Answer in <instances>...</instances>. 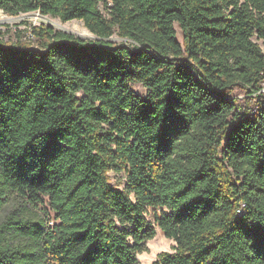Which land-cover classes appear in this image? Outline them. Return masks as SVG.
<instances>
[{"label":"trees","instance_id":"16d2710c","mask_svg":"<svg viewBox=\"0 0 264 264\" xmlns=\"http://www.w3.org/2000/svg\"><path fill=\"white\" fill-rule=\"evenodd\" d=\"M0 8L96 37L0 39V264H139L156 227L175 244L154 264H264V0Z\"/></svg>","mask_w":264,"mask_h":264},{"label":"rangeland","instance_id":"374dc122","mask_svg":"<svg viewBox=\"0 0 264 264\" xmlns=\"http://www.w3.org/2000/svg\"><path fill=\"white\" fill-rule=\"evenodd\" d=\"M51 26L54 29H64L72 32L73 34L81 37L85 40L95 39L96 37L92 34L84 25L82 20L72 19L68 21H61L58 17H53L50 15H42L37 11H29V12H19V13H9L0 8V39L8 44H13L17 41H21L24 44L30 46H36V36L32 32V28L34 26ZM176 28V37L182 43L183 42V33L177 24H175ZM263 49L264 51V43L262 40L253 38ZM109 41L118 44L125 43L129 44V42L121 38L120 36L114 34L110 37ZM132 88L140 95H145L146 89L140 84H133ZM264 89V82H263ZM231 97L235 98L236 104L244 105V104H252V95H248L244 89L234 88L230 94ZM124 176L123 173H114L112 171L109 172V181L111 184L117 186L118 188H122L124 184ZM49 206L47 202H45L40 208L41 212L48 211ZM158 211V209H157ZM6 212V210L2 211L1 216ZM154 210L150 208L148 211V216L151 218ZM51 214H53L51 212ZM147 250L138 253L137 258L139 260V264H154V260L157 259V254L161 251L174 252L173 245L175 244L174 240L167 238L160 231L158 227H156V234L153 238L147 240L145 242Z\"/></svg>","mask_w":264,"mask_h":264},{"label":"water","instance_id":"95a60500","mask_svg":"<svg viewBox=\"0 0 264 264\" xmlns=\"http://www.w3.org/2000/svg\"><path fill=\"white\" fill-rule=\"evenodd\" d=\"M63 31H66V32H69V33H72V32H70V31H67V30H64V29H62ZM108 40L110 39V37L109 38H107Z\"/></svg>","mask_w":264,"mask_h":264}]
</instances>
